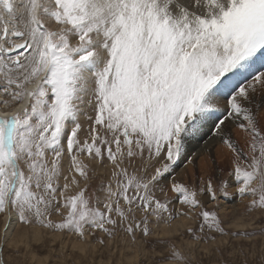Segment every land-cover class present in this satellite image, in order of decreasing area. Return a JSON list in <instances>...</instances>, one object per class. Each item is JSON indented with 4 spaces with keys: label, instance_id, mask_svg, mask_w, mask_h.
Here are the masks:
<instances>
[{
    "label": "snow or ice",
    "instance_id": "snow-or-ice-1",
    "mask_svg": "<svg viewBox=\"0 0 264 264\" xmlns=\"http://www.w3.org/2000/svg\"><path fill=\"white\" fill-rule=\"evenodd\" d=\"M261 55L264 0H0V264L41 229L85 254L98 234L155 236L164 264L261 238L264 264ZM206 128L230 170L185 183L175 165ZM221 196L245 212L222 218Z\"/></svg>",
    "mask_w": 264,
    "mask_h": 264
},
{
    "label": "rangeland",
    "instance_id": "rangeland-1",
    "mask_svg": "<svg viewBox=\"0 0 264 264\" xmlns=\"http://www.w3.org/2000/svg\"><path fill=\"white\" fill-rule=\"evenodd\" d=\"M261 63H264V55H261L257 60L258 65ZM256 104L260 105L261 116H264V93L256 94L253 105L254 109ZM205 133H209L210 135L204 137V139L197 137L195 140L192 139L193 141L190 140L186 144V150L183 157L178 160L175 165V171L172 175H176L178 179L183 180L185 183L191 184L193 176H195L197 182L200 176H204L205 179L208 177L220 179L223 175L221 171L222 169L224 170V173L230 170V160L225 158L219 140L213 136L212 132L206 130ZM212 138L215 142L212 144L214 146L209 150L207 145ZM198 152L201 153L199 157L196 156L197 158L194 157L193 160H190L192 154ZM189 161H191V163H189ZM228 179L230 183L234 180L233 177H228ZM95 183L98 185L99 180ZM220 201V208H224V206L232 208L227 214L223 215L220 213L222 218H225L229 222L239 218V216L245 212L246 202L241 203L238 198L225 199L221 196ZM240 204L242 207L237 206ZM219 210L220 209H218V211ZM252 215L255 220L253 227L256 225L264 226V214L253 213ZM2 223V217H0V229ZM19 227L24 228L23 225H20ZM40 231L44 233L42 241L37 244L30 241V249L21 248V253L19 252V254H17L16 251H12L13 249L11 248L6 250V254L9 256L12 255L10 264H40L43 263V260H48L43 264H98V261L102 264H127V258L128 260L130 258L133 259L134 256H136L135 259H133V261H135L134 264H164L162 253L167 245L158 243L157 237L155 236L147 238L138 236L140 243L136 246H131L122 242L119 236L115 241H110L106 236H103V234H98V238H103L105 243L98 244L96 240L90 238L89 250L86 255H84V253H80L71 245V243L79 244L77 237L67 233H53L43 229ZM184 239L188 240L190 237L185 235ZM224 239L228 240L229 244L226 245L220 253L214 251L215 245H211V243L209 245H204L201 242L196 245L191 257V264H218L221 259L228 261V264H232L233 260L236 261V264H243L245 260L247 261V264H259L261 259V238L252 241L236 240L232 237H225ZM240 244H243L248 251H246L244 255L237 254L235 257L229 256L228 253L231 251V246ZM252 245H255V249L252 248ZM137 248L139 249L138 254L136 251ZM205 248L209 249L208 252L204 251ZM253 251L255 254H253ZM29 253L31 255L33 254V256ZM34 255L36 258L38 257L37 259H41H39L40 262H38L37 259H32L35 257ZM18 256L19 260L17 259V262L14 261L13 259L15 258L13 257ZM44 258L47 259L45 260ZM30 259L32 261H29Z\"/></svg>",
    "mask_w": 264,
    "mask_h": 264
},
{
    "label": "bare ground",
    "instance_id": "bare-ground-1",
    "mask_svg": "<svg viewBox=\"0 0 264 264\" xmlns=\"http://www.w3.org/2000/svg\"><path fill=\"white\" fill-rule=\"evenodd\" d=\"M206 130H207V128L204 130V132H203L200 136H198V137H200V139H204V137H207V136L210 135L209 133H205ZM193 140H195V139H193ZM193 140H191V141H193ZM214 142H215V141H213V138H212V139L210 140L209 144L207 145V148L209 147V148H208L209 150H211L212 146H214V145H212ZM205 146H206V145H205ZM210 146H211V147H210ZM207 148H206V149H207ZM203 149H205V148H203ZM193 150H194V149H193ZM209 150H208V151H209ZM205 151H207V150H205ZM197 154H198V155H197ZM200 154H201V153H199V152H198V153H195V154L193 153L192 156H191V159H190V158H189V159H190V160H193L194 157L197 158L196 156L199 157ZM186 158H187V157H186ZM222 206H224V205H222ZM237 206L242 207L241 204H240V205H237ZM224 208H228V207H227V206H224ZM224 208L221 207V209H224ZM229 209H232V208L229 207ZM221 213H222L223 215H224V214H227V212H224V211H222ZM18 230H19V231H24L25 229L19 227ZM39 231H40V230H39ZM2 232H3V223H2V226H1V229H0V233H2ZM61 238H62V237H61ZM52 239H53V238H52ZM41 241H42V237L39 238V239H37V240H31V242L36 243V244L39 243V242H41ZM60 241H61V240H60ZM63 242H64V241H63ZM62 245H63V244H62ZM71 245H72L73 248H75V249L78 250L80 253H82V252L80 251V247H81L80 244H77V243L72 244V243H71ZM71 245H70V246H71ZM70 246H69V247H70ZM29 247H30V242L28 243V247L25 248V249H30ZM22 249H23V248H22ZM6 250H7V249H6ZM6 250H5V252H4V259H5L6 261H9V257H12V255L9 256L8 254H6ZM12 251H16V250L13 249ZM27 251H28V250H27ZM27 251H26V252H27ZM57 251H58V250H57ZM19 252H20V250H19ZM23 252H24V251H23ZM12 253H13V252H12ZM20 253H21V252H20ZM29 254H30V253H29ZM14 255H15V254H14ZM30 255H31V254H30ZM30 255H29V256H30ZM82 255H83V254H82ZM84 255H86V254L84 253ZM15 256H16V255H15ZM31 256H33V254H32ZM34 256H35V255H34ZM134 257H136V256H134ZM13 258H15V259H13V260L16 261V262L19 260V259H18L19 256H18V257H13ZM31 258H32V257H31ZM35 258H36V256H35ZM37 258H38V257H37ZM37 258H36V259H37ZM17 259H18V260H17ZM32 259H33V258H32ZM39 259H40V258H39ZM39 259H37L38 262H40V260H41V259H40V260H39ZM13 260H12V261H13ZM37 260H36V261H37ZM60 260H61V259H60ZM14 261H13V263H14ZM29 261H32V260L30 259ZM46 261H48V260H46ZM46 261L43 260V263H45ZM16 262H15V263H16ZM38 262H37V263H38ZM43 263H40V264H43ZM126 263H127V264H134L135 261H133L132 258H130L129 260H128V258H127ZM9 264H10V262H9ZM98 264H102V263H100V261H98ZM103 264H104V263H103Z\"/></svg>",
    "mask_w": 264,
    "mask_h": 264
}]
</instances>
